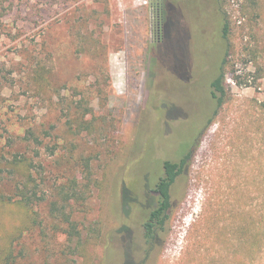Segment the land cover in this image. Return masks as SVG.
<instances>
[{"label": "rangeland", "instance_id": "1", "mask_svg": "<svg viewBox=\"0 0 264 264\" xmlns=\"http://www.w3.org/2000/svg\"><path fill=\"white\" fill-rule=\"evenodd\" d=\"M156 2L0 0V168L32 159L46 198L29 218L13 203L19 177H0V253L20 228L15 264H264V0L254 9L247 0H164V23ZM217 64L226 101L176 181L159 248L146 259L134 225L125 258L118 207L131 159L146 170L151 148L195 133ZM160 86L185 118L152 143L160 124L146 106L161 100ZM81 122L90 129L79 131ZM85 159L92 185L73 207L79 234L67 244L49 205L56 187L85 183Z\"/></svg>", "mask_w": 264, "mask_h": 264}, {"label": "flooded vegetation", "instance_id": "2", "mask_svg": "<svg viewBox=\"0 0 264 264\" xmlns=\"http://www.w3.org/2000/svg\"><path fill=\"white\" fill-rule=\"evenodd\" d=\"M214 65V64H213ZM213 67V66H212ZM186 74V73H185ZM184 73H181L179 76L180 81H186L187 76ZM220 75V67H213L210 75L207 76V91L210 96V103L204 104L203 109L208 112V115L203 119L201 123L195 126V133L191 134L190 132L180 134L177 136L176 141L173 145L167 146L162 143L159 146L151 148L150 158H149V167L146 170L141 172H136L132 168L136 163V156H133L131 159V164L129 170L127 171V177L122 183L120 191V203L119 210L121 211L120 220L124 223V228L122 224L118 229V233L122 234L121 240L122 245L124 246V255L127 258L129 245H131V230L140 229L139 231V240L142 242V245L145 249V258L148 259L152 253L158 250L159 248V239L160 234L164 232L166 224L169 220V213L172 209L174 203L172 200V190L175 187L177 179L182 176L184 170L187 169L190 158L193 154L194 147L198 141V136L201 134V129L206 127L209 121L214 114V109H216V101L211 97L210 94V84L218 79ZM162 81V80H160ZM201 82L199 83L201 87ZM161 87V86H160ZM202 88V87H201ZM161 96L160 99H157L156 96H152L149 100V104L146 106V111H152L154 114H158L159 132L158 135H153L149 137L152 143L156 142L157 138L166 140L170 137L174 130L173 125L175 122L185 118V114L180 117L179 107L170 99L164 98V91L161 87ZM178 109L179 114L176 113ZM145 111V112H146ZM180 172V173H179ZM177 174L175 179L170 185H167V195H168V209L166 214L168 220L165 225L160 229L159 225H156L154 233V241L147 240V223L150 222V217L156 209L164 201L163 189L161 186L168 184L171 175ZM131 175V177H130ZM132 181L135 182L134 186L131 184ZM133 182V183H134ZM131 186V187H130ZM117 208V209H118ZM137 213L138 216L135 222H131L132 215ZM156 220H154L155 222ZM133 227V228H132ZM163 229V230H162ZM129 264V263H127ZM144 264V263H143Z\"/></svg>", "mask_w": 264, "mask_h": 264}, {"label": "trees", "instance_id": "3", "mask_svg": "<svg viewBox=\"0 0 264 264\" xmlns=\"http://www.w3.org/2000/svg\"><path fill=\"white\" fill-rule=\"evenodd\" d=\"M248 7L254 9L257 5V0H247ZM164 0H157L155 9L160 22L164 23L166 20V12ZM223 20V38H226L227 33V23L224 20L225 16H220ZM222 69V67L220 68ZM224 74L220 72L218 79H216L213 83L210 84V94L211 97L216 101V107H222L226 101L227 91L223 82ZM79 131L81 130H89L91 127L90 123L81 122L78 125ZM28 140L33 141L38 144V140L33 138V133H29ZM32 138V139H31ZM38 155V152H36ZM84 170V181L85 183L79 188V183L76 180H70L67 184L60 185L59 188L56 187L54 189V201H52L49 205L51 216L55 220L54 227L55 229H62L64 235H66L67 244L73 242V237L78 236L79 231L77 229V223L73 222V207L83 205L88 199V193L90 189V185H92V175L91 170H89V161L88 159L84 160L83 163ZM36 168L42 169V166L35 164L32 159L26 158L25 156L18 157L14 156L12 160L8 161L5 164L4 168H0V177L2 180H10V176H17L21 180L19 184L16 186V196H18V200L15 203L18 207L25 209L27 213H29L31 218L33 216V212L31 207L36 203H41L46 200L43 196H38L39 192L42 191L39 189V184H37V178H34V173L38 175L39 178L43 175V170H35ZM180 173V172H179ZM177 174H173L170 177L168 184L163 183L161 188L163 189L164 201L160 205L158 209L155 210L151 214L150 222L147 223V240L153 242L154 241V233L156 225L160 226V229L165 225L168 220V216L166 211L168 209V195H167V185H170L175 179ZM44 183V182H43ZM0 200L3 199L0 197ZM154 220H156L154 222ZM32 221V219H31ZM61 223L66 224V228L63 229L61 227ZM75 224V225H74ZM163 230V229H162ZM242 235H245V229H239ZM22 234L21 229L16 227L13 233L11 234V238L7 244L3 247L4 249L0 253V264H15L17 256L14 254V241L19 239ZM96 234V232H95ZM99 235V234H98ZM73 238V239H72ZM81 249H80V248ZM77 251H82V246L79 245Z\"/></svg>", "mask_w": 264, "mask_h": 264}]
</instances>
